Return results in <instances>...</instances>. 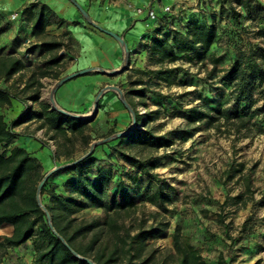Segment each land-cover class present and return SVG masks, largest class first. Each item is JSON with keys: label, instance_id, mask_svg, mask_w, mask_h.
<instances>
[{"label": "rangeland", "instance_id": "1", "mask_svg": "<svg viewBox=\"0 0 264 264\" xmlns=\"http://www.w3.org/2000/svg\"><path fill=\"white\" fill-rule=\"evenodd\" d=\"M245 2L246 7L243 5ZM29 3L19 8L21 13ZM172 8V13L168 15L170 26L167 24L164 28L167 35L173 28L184 31L190 19L214 23L217 39L208 54L218 56L220 61L214 64L207 60L197 63L182 59L169 64V67L177 66L180 69L173 75V83L167 86L163 81L144 73L157 68L146 52L151 38L146 43L132 47L129 53L121 35L116 34L121 39L119 41L102 31V36L90 40L92 46L99 48L98 53L83 58L86 63L89 58H95V67L84 74L91 76L86 85L97 84V87L86 108L76 113L88 124L90 139L88 144L82 143L79 138L74 141L73 158L83 157L92 151L96 159L95 166L109 174L112 190L122 186L136 199V207L129 214L123 213L119 219L131 235L138 228L150 225L163 227L161 236L146 241L147 247L141 259L152 253L149 264H158L161 255L171 251L170 235L175 227L189 236L190 242L200 250L207 264H218L220 256L224 259L223 264H251L257 260L264 264V0H180ZM232 10L238 14L237 25L232 21ZM181 21L184 24L178 27ZM4 23H8L9 27L16 25L18 30L23 28L20 22L14 23L10 15H0V25ZM18 32L20 35L15 34L7 39H3L6 31L1 33L0 50L2 53L12 51L27 68H38L48 55L29 60L24 56L26 46H20L21 50L14 52L16 45L23 43L27 36L22 30ZM56 37L49 34L47 39ZM59 40L62 42V38ZM64 40V45L57 51L60 62L51 68L57 78L41 79V96L56 109H60L55 99L56 88L61 85L58 82L68 76L66 68L80 47L71 38ZM248 58L257 64L254 72L260 77H256L247 99L241 100L239 96L238 105L244 109L242 118L246 121L245 127H238L236 123L225 124L224 117L216 114V110L231 105L236 91L234 81L228 82L223 76L234 61L245 62ZM27 75L25 73L17 83L18 87ZM100 76H103V81L96 83L99 81L95 78L99 79ZM14 79H18V76ZM136 80L142 81L149 91L159 94L147 92L143 99L146 106L139 104L138 98L133 97L142 119L138 124L134 122L133 110L124 96L131 82ZM0 86H3L1 81ZM140 86L135 85L136 88ZM202 98H211L210 107L215 111L209 113L216 121L208 123L204 119L189 123L187 110L201 107ZM57 100L65 107L66 103L60 102L58 96ZM9 109L2 112L6 121L11 123L26 111L34 112L37 106L27 102ZM30 117L13 130L18 134L17 139L21 138L19 143L22 148L26 147L31 153L37 154L45 168L51 165L49 170L43 169V178L60 191V186L63 187L72 175L61 169L67 160L51 159L49 150L55 152L57 139H50L51 132L37 129L38 120L34 116ZM137 131L161 136L166 143H132L131 136H135ZM114 148L122 149L145 162L149 174L140 172L122 160ZM237 169L241 172H236ZM243 176L249 179L248 186ZM162 183L172 188L171 200L165 203L164 209H159L147 202L146 196ZM163 189L168 191L167 187ZM238 195L240 199L235 198ZM42 198L48 202L46 195ZM75 216L85 220H103L105 213L102 208L87 204ZM218 216L223 218L222 223ZM10 232L11 227L3 226L0 228V237ZM21 248L19 254L12 253L11 249L2 264H31V241Z\"/></svg>", "mask_w": 264, "mask_h": 264}, {"label": "trees", "instance_id": "2", "mask_svg": "<svg viewBox=\"0 0 264 264\" xmlns=\"http://www.w3.org/2000/svg\"><path fill=\"white\" fill-rule=\"evenodd\" d=\"M244 7L247 6L245 2ZM233 22L238 24V14L232 10ZM22 20L30 24L29 36L40 43L48 55L38 68H27L23 60L8 51L0 50V226L10 225V235L0 237V264L7 257L9 250L23 246L31 241L33 255L31 264H89L86 259L95 264H149L153 255L141 259L149 238H157L163 234V227L150 225L147 228H138L130 234L123 222L119 221L123 213L129 214L136 207V199L122 186L112 190L109 174L95 166L96 159L92 151L83 157L73 158L74 141L79 138L82 143L88 144L89 126L79 117L64 114L54 109L42 99L41 81L44 77L57 78L51 68L58 66L61 57L57 51L64 45L56 38L47 39V27L52 23L54 13L45 4L30 2L21 13ZM165 18H167L165 16ZM168 20V18H167ZM169 21V20H168ZM170 25V22H168ZM9 28L8 23L0 25V34ZM216 27L214 23L200 22L190 19L184 31L173 30L164 37L153 36L146 47L148 57L157 68L147 70L156 79L163 81L167 86L173 83V75L179 67H169V64L185 59L188 62L203 63L209 61L218 63L220 58L208 54L216 42ZM257 64L248 58L245 62L234 61L226 71L224 80L234 81L236 94L233 103L226 108L217 109L216 114L224 117V123L238 127H245L242 118L243 108L238 105L241 100L248 98L249 90L254 86L256 77L254 72ZM25 73L26 79L18 87ZM18 76V79L14 77ZM9 86H4L6 83ZM135 85H141L136 88ZM149 91L142 81L131 82L130 88L125 90L126 102L134 113V122H142L136 110L133 97L138 103L146 106L143 100ZM13 102L36 104L37 110L26 111L8 123L3 110L12 107ZM211 98H202L201 107H192L187 110L186 118L189 123L207 119L208 123L216 121L210 111ZM34 116L39 124L37 129L51 132L50 139L56 140L55 160H67L61 169L71 172L72 175L63 184L64 194H59L45 179L41 162L32 157L26 149L14 145L18 134L14 128L27 122ZM132 143L153 145L164 144L161 136H153L150 132L137 131L131 136ZM114 152L125 162L131 164L144 174H149L147 164L142 160L127 154L119 148ZM241 172L240 169L235 170ZM244 177V176H243ZM246 186L248 178H243ZM164 187L168 191H164ZM172 188L160 184L155 191L146 196V201L152 206L164 209L166 202L171 200ZM44 195L48 197L45 202ZM240 199L241 196L235 197ZM41 202V204H40ZM87 204L103 209L105 218L79 219L75 215L84 209ZM222 223L223 218L218 216ZM171 237V251L161 255L158 264H207L201 252L191 242L189 236L183 234L179 227H175ZM152 252V251H151ZM220 256L218 264H223ZM251 264H260L257 260Z\"/></svg>", "mask_w": 264, "mask_h": 264}, {"label": "crops", "instance_id": "3", "mask_svg": "<svg viewBox=\"0 0 264 264\" xmlns=\"http://www.w3.org/2000/svg\"><path fill=\"white\" fill-rule=\"evenodd\" d=\"M32 1L47 5L54 13L52 23L47 27L48 36L49 34L56 35V39L59 40V38H62V42H65L64 39L71 38L77 41L80 45L75 53V56L71 57L70 65L66 68V73L68 76L80 72L88 73L87 71L90 68L95 67V58H89V62L87 63L85 62L86 59L83 58L86 56H91L92 54L96 55L99 51V48H97V46H92L90 41L91 39H94V37L103 35V32L98 29V26L119 36L121 35L125 43V49L130 53L132 47L134 48V46L146 43L145 41L152 38L153 36L164 37L167 35V32H165L164 28H166L165 26L168 24V15L163 14L161 8L163 6H173L176 2L175 0H73L86 13L88 16L87 19L71 0ZM29 2H31V0H0V15H10L13 12H18L21 16L19 8L25 7V4ZM152 6L159 13L160 17L157 21H149V26L146 27L145 10L147 7ZM137 8H144L143 12L137 13ZM165 16L167 18H165ZM12 21H14V23L20 22L23 28H19V30H22V32L27 34L23 40V43L17 44L13 51L18 52L21 50L20 46H22V48L26 46V48H24V56L28 57L29 60H35V57L38 58L39 56L44 55L45 51L40 46V43L29 36L30 24L26 20H22V16L21 18ZM181 24L183 25L184 22L181 21V23L177 24L178 27H180ZM15 27L17 26H10L6 30V34L3 39L10 38L15 34L20 35V32H18L19 30ZM32 40L35 42L29 45L28 43ZM87 42H90V44ZM115 48L118 55H120L118 48L116 46ZM125 49L122 48V50ZM84 73L72 77L56 88L55 99L58 103V108L73 114H76L82 108H86L89 101L92 99V94L95 90V87H97V84H94L93 86H87L86 83L89 81L91 76ZM100 77L101 78L99 79L95 78L97 81H99L96 83H101V81H103V76ZM57 96L60 102L66 103L65 107L60 105L61 103L58 102ZM18 104L22 103L13 102L10 109H13ZM20 139L21 138L16 140L15 145L20 146ZM32 148L35 149L36 147ZM24 149H26V151L29 152L32 157H35L39 160L37 154L31 153L26 147ZM49 151L51 159L54 160V151ZM50 168L51 165H49L47 168L43 166L45 171L49 170ZM60 189V191L57 189H55V191L59 194L64 193L62 186H60ZM3 226L11 227L10 225L4 224L0 226V228ZM10 234L11 232L6 235ZM21 249V246L16 247L12 250V253L19 254V250ZM9 253H11V250Z\"/></svg>", "mask_w": 264, "mask_h": 264}, {"label": "built area", "instance_id": "4", "mask_svg": "<svg viewBox=\"0 0 264 264\" xmlns=\"http://www.w3.org/2000/svg\"><path fill=\"white\" fill-rule=\"evenodd\" d=\"M175 1H180V0H175ZM144 8H137L136 11L137 13H142ZM146 22H145V26L148 27L149 26V21H157L159 19V13L156 11V9L152 6V7H147L146 8ZM161 11L163 14L165 15H169L172 13L173 8L172 6H163L161 8ZM21 18L20 14L18 12H13L10 14V19L11 20H17Z\"/></svg>", "mask_w": 264, "mask_h": 264}, {"label": "water", "instance_id": "5", "mask_svg": "<svg viewBox=\"0 0 264 264\" xmlns=\"http://www.w3.org/2000/svg\"><path fill=\"white\" fill-rule=\"evenodd\" d=\"M71 1H72V2L76 5V7L81 11V13L83 14V16H84L85 18L88 19V16H87L86 13L82 10V8H81L78 4H76L73 0H71ZM98 29L101 30V31H103V32H105V33H107V34H109V35H111V36H113L114 38H116V39H118V40L121 41V39H120L116 34L110 32V31H107V30H105V29H103V28H101V27H99V26H98ZM82 73H84V72H80V73L72 74V75H70V76H66L65 78H63L62 80H60V81L58 82V85H60V84H62V83H64V82H66L67 80L71 79L72 77L77 76V75H80V74H82ZM53 108H54V107H53ZM54 109H56V108H54ZM93 109H94V110L96 109V105H94V108H93ZM57 110L60 111V112H62V113H64V114H67V115H70V116L78 117V115H76V114H71L70 112H67V111H65V110H63V109H57ZM44 180H45V178H43L42 181L39 183L38 188H40V186L42 185V183H43ZM86 260H87V262H88L89 264H95V263H93L92 261H90V260H88V259H86Z\"/></svg>", "mask_w": 264, "mask_h": 264}, {"label": "bare ground", "instance_id": "6", "mask_svg": "<svg viewBox=\"0 0 264 264\" xmlns=\"http://www.w3.org/2000/svg\"><path fill=\"white\" fill-rule=\"evenodd\" d=\"M120 41V40H119Z\"/></svg>", "mask_w": 264, "mask_h": 264}]
</instances>
